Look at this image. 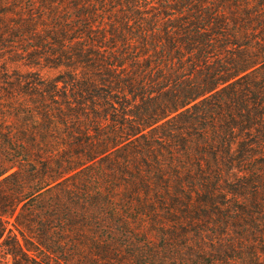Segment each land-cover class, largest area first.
<instances>
[{
  "label": "trees",
  "instance_id": "1",
  "mask_svg": "<svg viewBox=\"0 0 264 264\" xmlns=\"http://www.w3.org/2000/svg\"><path fill=\"white\" fill-rule=\"evenodd\" d=\"M0 264H264V0H0Z\"/></svg>",
  "mask_w": 264,
  "mask_h": 264
},
{
  "label": "rangeland",
  "instance_id": "2",
  "mask_svg": "<svg viewBox=\"0 0 264 264\" xmlns=\"http://www.w3.org/2000/svg\"><path fill=\"white\" fill-rule=\"evenodd\" d=\"M10 66H16V67H19L20 64H10ZM20 68H22L23 70L26 69V67L24 66H21ZM37 69H39L41 71V74L44 76V77H53L54 75H56L58 73V70L57 69H53V68H48V67H38ZM149 224L151 225H146V230H148L149 232L151 231V229L154 227L150 222ZM152 227V228H151ZM153 235V233H152ZM8 260L10 261V257H5V261L8 262Z\"/></svg>",
  "mask_w": 264,
  "mask_h": 264
}]
</instances>
